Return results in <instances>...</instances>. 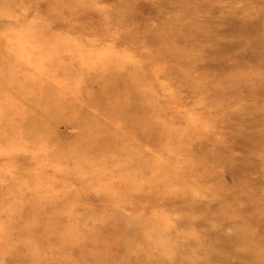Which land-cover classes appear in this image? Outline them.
Returning a JSON list of instances; mask_svg holds the SVG:
<instances>
[{
    "label": "rangeland",
    "instance_id": "1",
    "mask_svg": "<svg viewBox=\"0 0 264 264\" xmlns=\"http://www.w3.org/2000/svg\"><path fill=\"white\" fill-rule=\"evenodd\" d=\"M0 264H264V0H0Z\"/></svg>",
    "mask_w": 264,
    "mask_h": 264
},
{
    "label": "bare ground",
    "instance_id": "2",
    "mask_svg": "<svg viewBox=\"0 0 264 264\" xmlns=\"http://www.w3.org/2000/svg\"><path fill=\"white\" fill-rule=\"evenodd\" d=\"M48 5V4H50V2L48 1H46L45 2V5ZM3 12V11H2ZM84 114H85V112H83ZM80 117H82V113H81V115H80ZM32 121H31V123L30 122H25V128L26 127H29V126H31V125H35V126H33L34 127V129L32 128V132L33 131H41V132H46V130H44V124H45V122H47V116H44V118L42 119V118H40L39 120H36V119H34V118H30ZM44 121V122H43ZM28 123V124H27ZM81 129H84V130H88V131H96V125L94 126V127H91V128H89V129H85V128H82L81 127ZM31 130V129H30ZM83 131V130H82ZM97 132V131H96ZM91 140H88V142L87 143H85V145H84V149L85 150H87V151H89V145H90V142ZM64 151V150H63ZM65 153V152H64ZM19 167V166H18ZM7 178V177H6ZM69 197V196H68ZM92 211V210H91ZM59 230V229H58Z\"/></svg>",
    "mask_w": 264,
    "mask_h": 264
}]
</instances>
